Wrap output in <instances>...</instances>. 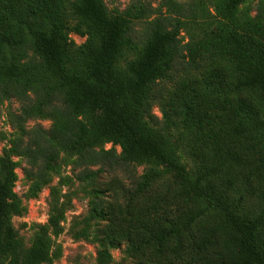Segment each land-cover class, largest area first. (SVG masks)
<instances>
[{
  "label": "trees",
  "instance_id": "16d2710c",
  "mask_svg": "<svg viewBox=\"0 0 264 264\" xmlns=\"http://www.w3.org/2000/svg\"><path fill=\"white\" fill-rule=\"evenodd\" d=\"M255 1L251 10L248 0H167V14L150 19L142 0L115 12L104 0H0V104L20 103L8 113L13 132L0 131V264L50 261L46 236L23 249L12 224L23 205L15 158L32 198L63 153L83 181L143 165L120 199L98 190L90 200L100 261L125 246L128 264H264V0Z\"/></svg>",
  "mask_w": 264,
  "mask_h": 264
},
{
  "label": "rangeland",
  "instance_id": "374dc122",
  "mask_svg": "<svg viewBox=\"0 0 264 264\" xmlns=\"http://www.w3.org/2000/svg\"><path fill=\"white\" fill-rule=\"evenodd\" d=\"M108 10L115 12L127 8L133 0H104ZM183 2L185 0H174ZM151 11L150 17L167 14V0H142ZM248 7L256 5L255 0H248ZM160 9L162 14H160ZM136 35L142 34L143 22L136 23ZM184 34V33H183ZM72 37L77 43H81L84 38L73 34ZM187 40H184V43ZM134 53H128L131 58ZM181 67L174 72L178 75ZM20 107L17 99L12 98L0 104V131L6 134L7 138L13 132L10 125L8 113L15 112ZM155 113L160 116V111L155 108ZM41 124L49 128V120H31L27 126ZM108 147L111 145L108 144ZM7 148V139L0 141V153ZM181 160L188 164V159L179 151ZM17 166L15 168L16 180L13 186L14 192L22 197V209L12 215L11 220L17 231L18 241L23 249L32 246L39 235H44L49 239L51 259L44 264H128L131 262L125 246L114 248L110 251V258L100 261L98 258V242L95 231L99 219L90 212V200L101 191V195L106 202H115L120 199L121 189L131 186L133 179L143 171V165H129L127 167H117L112 169L105 167L97 180L83 181L77 178L79 169L74 168L70 158L63 153L55 162L53 167V180L46 185L38 196L25 198L27 182L24 168L27 164L19 157L15 158ZM99 169V166L93 167ZM54 218V223L51 222Z\"/></svg>",
  "mask_w": 264,
  "mask_h": 264
}]
</instances>
